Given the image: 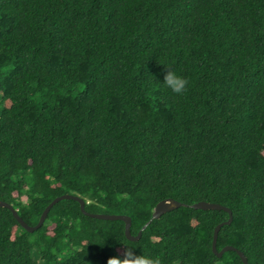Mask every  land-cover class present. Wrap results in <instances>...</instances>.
<instances>
[{
	"label": "trees",
	"instance_id": "16d2710c",
	"mask_svg": "<svg viewBox=\"0 0 264 264\" xmlns=\"http://www.w3.org/2000/svg\"><path fill=\"white\" fill-rule=\"evenodd\" d=\"M188 81L173 94L167 69ZM0 264H264V0H0ZM183 206L152 219L156 205Z\"/></svg>",
	"mask_w": 264,
	"mask_h": 264
},
{
	"label": "water",
	"instance_id": "95a60500",
	"mask_svg": "<svg viewBox=\"0 0 264 264\" xmlns=\"http://www.w3.org/2000/svg\"><path fill=\"white\" fill-rule=\"evenodd\" d=\"M65 199H73L76 200L77 202H79L80 204V208L83 214L92 217V218H96V219H102V220H121L125 223V236L128 240L130 241H136L140 238L141 234H142V230H144L146 228V226L148 224H146L142 230L138 233L137 236H132L131 232H130V228H131V219L128 216H124V215H104V214H90L87 213L85 211V203L84 201L78 197V196H73V195H63L60 197L55 198L49 205L48 207L44 210V212L42 213L38 224L35 227H31L29 225H27L21 218L20 216L17 214V211L15 209L12 208V206L6 202L0 201V207H4L9 209L15 219L19 222V224L27 231L29 232H33L34 230H37L38 228H40L42 226V224L44 223L48 213L50 212L51 208L58 202H60L61 200H65ZM183 206L182 203L175 201L173 199H166L163 200L161 202H159L156 207L154 208V212L152 215V219H158L162 214L171 211L173 209L179 208ZM194 209H202V210H223L226 211L229 214V219L228 221H226L225 223H222L220 225H218L214 231V236H213V241H212V251L215 255H217L218 257H221L223 255V253L227 252V251H235L239 257L241 258L242 262L244 264H248L246 257L243 255V253H241L240 251H238L237 249H235L232 246H227L224 247L223 249H221L220 251H217L216 248V242H217V237H218V232L219 229L222 227V225L224 224H229L232 221V213L229 209H227L226 207L217 205V204H212V203H206V202H199L196 203L194 205L191 206Z\"/></svg>",
	"mask_w": 264,
	"mask_h": 264
},
{
	"label": "clouds",
	"instance_id": "9594fccd",
	"mask_svg": "<svg viewBox=\"0 0 264 264\" xmlns=\"http://www.w3.org/2000/svg\"><path fill=\"white\" fill-rule=\"evenodd\" d=\"M167 69L164 75L163 82L159 84L173 94H182L185 92L188 81L182 75H179L176 71ZM137 255L135 250L125 248L123 258L111 257L107 260V264H162V260L159 256H153L148 252H141Z\"/></svg>",
	"mask_w": 264,
	"mask_h": 264
}]
</instances>
